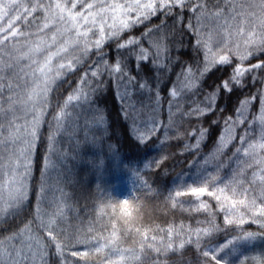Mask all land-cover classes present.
<instances>
[{"label": "trees", "instance_id": "1", "mask_svg": "<svg viewBox=\"0 0 264 264\" xmlns=\"http://www.w3.org/2000/svg\"><path fill=\"white\" fill-rule=\"evenodd\" d=\"M249 2L250 0H208L209 10L224 9V16L228 18V24L232 25L229 28L232 34L229 46L241 54L244 52V37L236 34L241 17L237 15L233 21L230 16L244 11L241 5L246 6ZM17 3L31 8L37 3L47 6L52 0H17ZM230 4L234 6V11ZM76 10H80L79 5ZM18 11L20 18L14 20L13 28L24 35L10 38L11 42L5 41L4 45H0V57L13 65V69H8L4 74L6 79L0 83H11L12 90L21 92L35 65L31 64V59L22 57L29 48L37 44L55 52L65 41L68 42L69 52L53 59L54 68L58 62L67 65L73 56H82L79 64L73 61L74 70H60L61 76L51 84L48 103L42 106L43 115L40 116L36 129V139L31 143L28 199L18 217H8L6 222L0 223V240L5 241L6 247L22 249V264H62L64 258L59 257L54 249L49 248L46 254L29 258L26 245L30 241L27 237L21 240L7 239L23 227L26 221L31 220L34 231L47 241L46 234L39 228L35 218L39 212L47 220L60 207L64 209L63 218L57 217L61 235L67 232L69 236H95L101 244H106L115 233L114 244L103 248L99 253L90 254V264H106V256L114 264H152L143 259L139 246L141 243L160 246L162 240L166 243L170 227L173 229L172 249L166 256H161L157 264H205V258L200 255L202 250L214 247L218 249L227 239L241 232L264 231L250 220L242 225L237 222L241 213H244L245 218L248 215L239 201L245 199V203H248L253 195L259 197L264 193V182L258 179L260 174H264L259 171L264 168V151L255 157L236 152L237 148L243 147L240 141L246 131L248 138H258V125L253 124L252 120L259 114L264 100V68L256 73L255 80L252 75L246 74L242 79V86L232 84L230 92L222 87L218 89L217 86L229 80L233 67L238 63L229 54L230 64L215 65L197 81L196 88L182 93L178 98L179 109H172V123L165 129L169 121V91L177 83L176 78L182 67L191 66L199 76L197 69L204 66L203 52L195 47L194 31L197 22L193 13L185 9L184 22L175 24V14L164 17L157 12L149 20L121 34V40L142 37L148 28L161 25L163 21V32L156 33L155 38L159 39L162 34L170 53V58L166 56L164 60L165 67L159 69L153 67L151 59L141 62L137 69L134 57L120 55V59L126 60L129 74L135 77L136 85L143 78L153 88V91L148 92L141 91L136 86L131 90V95L125 98L121 95L124 89L120 87V82L108 75L106 70L98 78L89 75V84L80 83L84 73L95 69L101 59L109 64L115 63L119 55L115 41L105 40L99 52L90 45L89 51L84 54L71 47L76 37L73 32L66 30L70 25L57 23L59 31L55 33L52 27L41 30L43 23L53 19L52 9L45 13L37 8L31 14L24 13L22 9ZM179 11L180 9H174V13ZM10 15L15 16L16 13L10 12ZM189 18H192L193 31L187 28ZM7 19L5 17L0 20V27H6ZM201 25V33L211 31L214 41L223 39V19L202 18ZM87 27L88 25H84L82 30ZM107 31L105 26V32ZM54 34L55 44L51 39ZM88 39L92 41L95 37L89 33ZM80 41L83 44L84 38L81 37ZM141 43L144 47H149L147 39L142 38ZM236 43L240 44L238 50L234 48ZM126 52V49L120 50V53ZM37 58L43 61V53ZM261 61H264V52L245 61V66ZM16 84L21 87L16 88ZM26 86L28 91L31 87ZM77 88H83L89 93L88 102L70 103L67 111L71 115L57 130L53 116ZM157 91L160 107L154 112ZM213 92L216 93V99L212 110L202 116L189 117L183 114L197 104L204 107L205 96ZM19 93L13 98H26L27 93L18 96ZM251 97L256 99L251 100L244 116H239L241 103ZM4 106L7 107V103ZM21 111L24 115L27 112V122L32 124V114L23 109L17 112ZM100 115L103 116V123L97 124ZM152 117L161 121L159 131L141 141L134 127L144 130L145 122ZM229 117L233 121L232 138H228L226 145L221 147L220 138L228 133L226 129L229 126L225 121ZM3 122L7 127V120ZM201 129L206 130L202 139L199 137ZM198 139L200 142L196 146ZM22 144L17 141L14 147H0V165H8L10 160L16 158L21 159ZM26 154L29 155V151ZM257 159L262 160L260 165L256 164ZM7 169H0V180L8 172ZM205 182L208 192L214 195L209 196L205 192L197 198L188 191ZM41 187L44 188L43 193L40 191ZM246 188L249 189L247 197L243 195ZM217 189H223V192ZM177 191L188 194L176 197ZM215 196L220 199L216 200ZM232 201H236L235 206ZM201 203L206 207L196 210ZM228 220L233 223H228ZM208 221H214L216 230L209 235H201L198 248L197 237L191 233L197 228L208 227ZM145 232L147 240L141 235ZM153 236L156 237L155 241L151 240ZM189 237L191 242H187ZM182 240L186 242L181 248ZM121 254L122 260L119 259ZM149 254L159 255L154 252ZM138 255L141 260L136 259ZM217 255L224 253L217 252ZM67 259L76 261L78 258ZM224 261L227 264H261L264 261V235H257L252 244L235 246L230 254L224 255Z\"/></svg>", "mask_w": 264, "mask_h": 264}, {"label": "snow or ice", "instance_id": "2", "mask_svg": "<svg viewBox=\"0 0 264 264\" xmlns=\"http://www.w3.org/2000/svg\"><path fill=\"white\" fill-rule=\"evenodd\" d=\"M218 2V0H217ZM79 5L80 10L77 11V6ZM233 11L234 6L229 5ZM37 8H41L45 13L49 9L53 10V19L50 22L43 23L41 30L52 27L54 33L59 31L56 27L57 23H63L65 25H70L66 30L73 32L76 37L75 41L71 44L73 49H78L81 53L86 54L89 51V47L94 46L99 52L103 47L105 40H113L116 42V47L118 50V58L114 64H109L106 60L101 59L98 62V66L91 70V72H85L80 83L82 85H87L90 83L88 77L98 78L103 75L104 70L107 71L108 75L114 76L117 81L120 82V87L124 89L121 93L122 97L127 98L131 95V90L138 86L141 91H153L152 85L148 83L147 80L143 79L136 85L135 77L129 74V67L126 60L119 58L120 55H126L127 57H134L136 60L137 69L140 67L141 62H148L151 59V63L154 68H164V60L167 57L170 58L169 47L165 42V37L161 34L159 39L155 38L156 33H162L164 22L161 25L150 27L142 37H129L125 40H121V34L125 31H130L133 27L144 23L149 20L152 16L156 15L157 12L163 14L164 17L173 16L175 14V24H182L184 22V10H188L193 13L196 20V26L194 35H196L195 47L203 52L204 66L202 69H197L199 76L193 71L191 66H183L180 75L177 76V83L172 85L169 91V121L165 129L171 125L172 120V109H179L178 98L185 92H191L197 86V81L203 77L212 67L217 64L227 65L231 63V57H235L238 63L233 67L232 74L229 80L224 81L221 85L217 86L219 89L222 87L226 91H231V85L242 86V79L246 74L256 78V73L264 68V61L259 63L251 64L245 66V61L250 59L254 55H259V53L264 52V0H250V2L245 6L241 5L244 11L231 15L230 18L235 21L237 15L241 17L239 21L240 27L238 28L237 35L244 37V52L241 54L239 51H233V48L229 45L232 43L230 37L231 33L229 28L232 25L228 24V18L224 16V9L216 8L215 10H209L208 0H123V2H113V0H52L47 6L41 4H33L31 8L25 7L22 4L17 3V0H0V20L7 17L6 27H0V45H4L5 41H10V38L22 36L24 33H18L17 29L13 28V22L15 19L20 18L19 9H22L24 13L31 14V12L36 11ZM174 9H180L179 13H174ZM250 9V11L248 10ZM10 12H15V16H11ZM27 17H25L26 19ZM223 19L225 27L222 28V40H215L211 31L207 33H201L200 27L201 19ZM47 16L45 21H47ZM192 18H189L187 23V28L189 31H193L194 26L191 22ZM111 21V22H109ZM84 25H88L87 29L82 30ZM105 26H107V33L105 32ZM9 29H12L9 32ZM89 33L95 37L94 40L89 41ZM84 38L83 44H81L80 38ZM147 39L149 47H144L141 43V39ZM53 44H55L56 36L55 34L51 37ZM215 44V48H214ZM235 49L240 48V44L236 43L234 45ZM121 49H126V53H120ZM69 52L68 42L65 41L55 52L49 49H43L39 44L34 47L29 48L27 53H24L22 58L31 59V64L38 65L33 72L32 76V87L27 91L26 98L24 99H14L11 94H6L12 91L11 83H0V147L7 145L9 148L14 147L19 139L17 133L21 129H25L28 136L31 137V142H29V155L24 157L25 162L22 164L19 158L15 160H10L8 165H0V169L5 167L8 168V172H5L4 178L0 180V223L6 222L8 217H18L23 210L25 201L28 199L29 190L27 179L30 175V149L31 143H34L36 139V129L39 126L40 116L43 115L42 106L48 103V92L51 88V84L54 83L55 79L61 76L60 70H74L73 61L79 64L82 60V56H73L72 59L68 60L67 65L63 62H58L55 68L53 67V59L55 57L61 56L63 53ZM43 53V63H39L36 56ZM32 54V55H30ZM31 67V65H29ZM8 69H13V65L6 63L2 57H0V81H4L6 76L4 75ZM22 71V70H21ZM38 77V79H37ZM22 79V77H21ZM20 84H16V88H20ZM89 93L83 88H77L76 91L69 95L59 112L53 116V120L56 122L57 130L63 125L64 121L71 115L67 111L68 105L73 101L76 102H88ZM216 99V93L213 92L205 96L203 104H197L195 107L191 108L190 111L183 113L185 116H202L206 112L212 110L213 104ZM256 99V97H251L250 99H245L241 105L238 112L239 116H244L248 109V105L251 100ZM7 103V107L4 104ZM262 106L259 110V114L253 117L252 123L258 125V138H248V132H245V136L241 138V144L243 147L236 149L237 153H243L245 156H259L262 151H264V100H262ZM160 107V97L159 92H156V101L153 111L155 112ZM20 109L29 111L32 114V124L33 127L28 129L27 125L17 124L16 121L20 119L16 116V112ZM7 120V127L3 121ZM243 123V121H240ZM103 123V116L100 115L97 118V124ZM161 121L152 117L149 121L145 122L144 130L135 128L134 130L138 133V139L141 141L154 136L157 131H159V126ZM225 124L229 127L226 129L228 131V138L231 137V125L233 124L232 118L229 117ZM204 129L199 132V137L202 139L205 134ZM7 132V136H5ZM195 135V133H192ZM200 140L196 141V146L199 145ZM227 143L224 136L220 138V146L223 147ZM24 149L20 150L21 156L24 154ZM14 155V153H13ZM262 163L261 159L256 160V164L260 165ZM252 167V165H249ZM22 169V171H21ZM259 171L264 173V168H260ZM255 176L256 173L254 172ZM258 179L264 182V174H260ZM194 183H196L194 181ZM207 182L204 185L198 187H192L188 191L195 197H199L205 192L209 196L214 195L212 192L207 190ZM223 192V189H217ZM41 193L44 192V188L41 187ZM249 189H244L243 195L247 197ZM188 192L177 191L175 196L179 197L181 195H186ZM216 200H219V196H215ZM259 200V202H258ZM239 203L246 209L247 218L242 213L240 215L238 224H244L248 220L252 223L259 225L261 230H264V193H261L259 197L256 195L252 196V199L245 203V199H241ZM233 206H235L236 201H232ZM206 205L201 203L196 210L200 208H205ZM64 209L60 207L57 211L45 220L42 215L37 214L35 219L38 220V226L44 231L47 236V241L44 237L40 236L34 231L32 227V221L28 220L23 224V227L19 228L11 236L7 237L8 240H21L27 237L30 241L26 246L29 249V258L32 256H42L48 252V249H54L55 253L64 258L62 264H90L89 256L90 254L99 253L103 248L108 247L110 244L115 242V233L106 244H101L95 236L89 238L87 235L84 236H69L67 232L61 235V230L57 225V217L63 218ZM228 223H233L232 220H228ZM208 227L194 230L191 235L197 237L196 246L199 248V237L201 235H209L212 231L216 230V225L214 221H208ZM140 232L139 229H136ZM169 240L165 243L161 241L160 246H156L153 243H141L139 248L140 252L143 254L144 260H149L152 264H157V261L161 256H166L167 252L172 249L171 236L173 229L170 227L168 230ZM141 235L147 240V234L141 233ZM257 235H264V231L260 233L252 232H241L234 238L226 240L222 246L218 249H211L207 251H201L200 255L205 258V264H222L224 261V255L231 253L233 248L241 242H248L254 239ZM152 241L156 240V237H151ZM186 241H181L180 247L182 248ZM187 242H191L189 237ZM80 248H84L81 251ZM147 249V251H145ZM132 251V250H127ZM159 254L158 256H152L149 253ZM217 252L224 253V255H217ZM22 249L18 250L14 246H5V241L0 240V264H22L21 260ZM67 257L78 258L76 261L68 260ZM119 259H123V255L119 256ZM137 260H141V256H136ZM106 264H114L107 256L104 257ZM224 264H227L224 261ZM264 264V261H261Z\"/></svg>", "mask_w": 264, "mask_h": 264}, {"label": "rangeland", "instance_id": "3", "mask_svg": "<svg viewBox=\"0 0 264 264\" xmlns=\"http://www.w3.org/2000/svg\"><path fill=\"white\" fill-rule=\"evenodd\" d=\"M37 60H38V62L39 63H43V61H41L39 58H37ZM38 65H34V69L37 67ZM32 76H30L29 77V79L27 80V84L26 85H28V87H32ZM37 79H38V77H37ZM24 86V88L21 90V92L19 93V92H16V90L14 91V90H12L11 91V93H8L7 92V90H6V94H11L13 97H15L18 93H19V95L18 96H20V95H22L23 93H27L26 91H27V86ZM16 114H17V117H19L20 119H18L17 121H16V123L17 124H21V125H27V127H28V129H31L32 127H33V125L31 124V122H27V112H26V114L24 115L23 113H22V111L21 112H16ZM31 121H32V119H31ZM5 135L7 136V132H5ZM228 133L226 134H223L222 136H224L225 138H226V140H228ZM17 136L19 137V139H18V141L19 142H22L23 144H22V146H21V148L20 149H24L25 151H24V154H23V156H22V158L20 159V161H21V163L23 164L24 162H25V160H24V157H26V156H28L27 154H26V152L28 151V146H29V142H31V137L30 136H28V134H27V132L25 131V129H21V131L19 132V133H17ZM28 143V144H27ZM29 169H30V164H29ZM8 170V169H7ZM21 171H22V169H21ZM27 183H28V179H27ZM242 214V213H241ZM244 214V213H243ZM232 238H234V237H232ZM229 239H231V238H229ZM228 240V239H227ZM255 241V238L254 239H252V240H250V241H248V242H241V243H238L236 246H239V245H242V244H252L253 242ZM223 245V244H222ZM222 245H220V246H222ZM219 246V247H220ZM235 248V247H234ZM211 249H215V247L214 248H210V250Z\"/></svg>", "mask_w": 264, "mask_h": 264}]
</instances>
